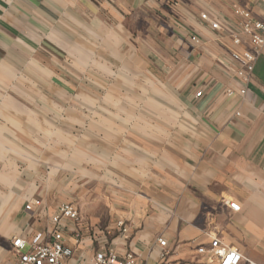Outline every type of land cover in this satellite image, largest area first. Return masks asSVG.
Instances as JSON below:
<instances>
[{"label":"crops","instance_id":"0c3cea01","mask_svg":"<svg viewBox=\"0 0 264 264\" xmlns=\"http://www.w3.org/2000/svg\"><path fill=\"white\" fill-rule=\"evenodd\" d=\"M238 8L264 21V0H0V264L51 241L64 203L69 264L112 242L217 264L198 253L215 238L264 264V48L242 95L237 48L200 19Z\"/></svg>","mask_w":264,"mask_h":264},{"label":"built area","instance_id":"2783aa9c","mask_svg":"<svg viewBox=\"0 0 264 264\" xmlns=\"http://www.w3.org/2000/svg\"><path fill=\"white\" fill-rule=\"evenodd\" d=\"M236 15L241 21L236 24H226L219 18H212L207 13L200 15L201 22L204 26H209L212 31L227 32L231 42L237 48L230 54L231 60L237 65L236 74L242 84L240 93L247 94L248 84L250 83L256 61L264 48V21H256L251 13L245 9L238 8ZM195 44L200 43L197 35L191 37ZM264 91V88H263ZM228 95H233L232 90H228ZM197 97L202 96L198 92ZM39 200H34L26 205L27 210L34 206H40ZM229 207L234 212H239L241 206L238 202L229 203ZM78 210L70 203H64L60 206L56 214L51 218L54 226L52 230V240L43 242V236L38 235L32 241V250L29 253L21 255V264H69L68 259L72 257L73 251L64 242V222L72 220L79 221ZM121 234L125 239H129L127 230L122 228ZM80 234H76L75 239L78 241ZM14 247L20 251L25 248L26 242L23 238H18L13 242ZM161 246H166V241H160ZM198 253L208 256L212 263L217 264H241L243 257L238 249L223 245L218 238H215L209 247H201ZM91 264H144L132 254L126 257H120L116 252L115 245L112 242L110 248L106 251L97 252ZM249 264H254L250 262Z\"/></svg>","mask_w":264,"mask_h":264}]
</instances>
